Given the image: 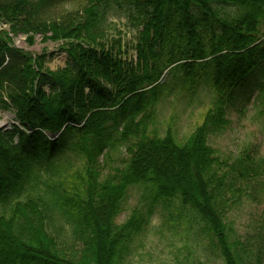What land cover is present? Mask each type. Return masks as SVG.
I'll use <instances>...</instances> for the list:
<instances>
[{
    "label": "trees",
    "instance_id": "obj_1",
    "mask_svg": "<svg viewBox=\"0 0 264 264\" xmlns=\"http://www.w3.org/2000/svg\"><path fill=\"white\" fill-rule=\"evenodd\" d=\"M125 13L130 45L110 21ZM0 110L16 122L0 132V264H126L155 207L190 212L224 264H263L238 240L229 213L246 191L264 190V157L247 148L223 159L210 137L239 100L264 113V0H0ZM59 43L69 59L46 67L14 37ZM173 86L215 99L185 139L158 126ZM151 189L148 211L118 218L131 187ZM254 257V259H253Z\"/></svg>",
    "mask_w": 264,
    "mask_h": 264
},
{
    "label": "rangeland",
    "instance_id": "obj_2",
    "mask_svg": "<svg viewBox=\"0 0 264 264\" xmlns=\"http://www.w3.org/2000/svg\"><path fill=\"white\" fill-rule=\"evenodd\" d=\"M109 18L117 27L112 34L117 35L120 31L128 44L136 39V29L128 23L123 11L111 9ZM26 39L28 51L34 54L47 52V68L58 70L68 64V56L59 49V43L45 41L42 35H37L32 45ZM129 45L128 56L135 58V47L131 43ZM167 82V93L158 103V126L161 132L171 126L180 138L185 139L203 121L215 95L212 88L206 86L194 95L185 93L181 86H173L175 81L171 76ZM257 94L255 92L250 103L242 99L230 107L227 112L229 122L211 135L210 144L223 159H233L247 148H253L255 153L264 157V113L263 106L256 102ZM0 122L4 123L1 129L4 130L11 128L16 118L12 112L0 110ZM151 195V189L143 185L131 187L118 221L124 223L135 208L147 212ZM175 206L171 210L173 218H169V212L161 205L155 207L146 229L134 239L126 264H224L220 254L210 245L202 223L197 219L191 220L190 212H185L180 219L178 204ZM228 217L235 237L255 245V232L264 222V190L257 186L246 191ZM262 261L264 264V258Z\"/></svg>",
    "mask_w": 264,
    "mask_h": 264
},
{
    "label": "built area",
    "instance_id": "obj_3",
    "mask_svg": "<svg viewBox=\"0 0 264 264\" xmlns=\"http://www.w3.org/2000/svg\"><path fill=\"white\" fill-rule=\"evenodd\" d=\"M7 29H9V24L0 21V31L7 30ZM25 39H26V35H24V34H18L14 38L15 45H17L18 47H24L25 46V43H26Z\"/></svg>",
    "mask_w": 264,
    "mask_h": 264
},
{
    "label": "bare ground",
    "instance_id": "obj_4",
    "mask_svg": "<svg viewBox=\"0 0 264 264\" xmlns=\"http://www.w3.org/2000/svg\"><path fill=\"white\" fill-rule=\"evenodd\" d=\"M10 27V26H9ZM4 126V123L0 122V127Z\"/></svg>",
    "mask_w": 264,
    "mask_h": 264
},
{
    "label": "water",
    "instance_id": "obj_5",
    "mask_svg": "<svg viewBox=\"0 0 264 264\" xmlns=\"http://www.w3.org/2000/svg\"><path fill=\"white\" fill-rule=\"evenodd\" d=\"M2 127H3V126H2ZM2 127H0V131H1Z\"/></svg>",
    "mask_w": 264,
    "mask_h": 264
}]
</instances>
